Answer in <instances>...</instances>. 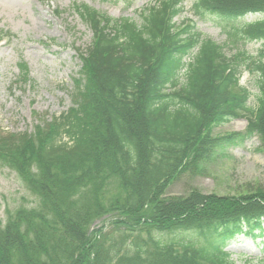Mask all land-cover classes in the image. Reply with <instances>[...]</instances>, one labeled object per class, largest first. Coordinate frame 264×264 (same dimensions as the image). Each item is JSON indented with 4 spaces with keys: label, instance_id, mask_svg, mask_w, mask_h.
<instances>
[{
    "label": "trees",
    "instance_id": "16d2710c",
    "mask_svg": "<svg viewBox=\"0 0 264 264\" xmlns=\"http://www.w3.org/2000/svg\"><path fill=\"white\" fill-rule=\"evenodd\" d=\"M183 1H158L140 23L74 5L92 41L76 49L73 105L29 135L0 132V162L35 197L0 220V264H237L229 243L245 229L264 235V192L168 194L224 144L258 136L264 146V18L229 36L233 45L261 41L259 58L228 55L192 26L177 28ZM194 9L264 14V0H195ZM244 69L256 75L255 106ZM240 118L246 133L213 135ZM106 216L117 236L92 230Z\"/></svg>",
    "mask_w": 264,
    "mask_h": 264
},
{
    "label": "rangeland",
    "instance_id": "374dc122",
    "mask_svg": "<svg viewBox=\"0 0 264 264\" xmlns=\"http://www.w3.org/2000/svg\"><path fill=\"white\" fill-rule=\"evenodd\" d=\"M160 0H0V32L9 40L0 43V132L11 135H29L53 117L60 116L73 105L75 83L79 78L81 62L76 49H86L92 33L73 9L85 4L113 18H131L141 22V14L148 6ZM184 10L176 18L178 29L193 26L200 33L226 47L228 55L247 51L259 58L262 42L245 40L233 45L229 36L233 27L241 28L260 15L225 16L195 8V0H184ZM185 58L192 61L193 56ZM28 71L26 82L17 81L19 72ZM183 70L179 79L184 82ZM256 75L247 70L241 84L256 105ZM246 119H234L213 129L215 137H228L246 132ZM7 163L0 162V220L7 210L34 206L35 197ZM219 197L249 200L264 192V146L259 137L226 143L206 164L202 173L182 174L169 188L170 195H187L191 189ZM113 217L98 220L92 230L104 228L103 236L118 233ZM246 232V231H245ZM248 232V231H247ZM102 238V236H100ZM227 250L237 264H260L264 261V236L250 234L234 238Z\"/></svg>",
    "mask_w": 264,
    "mask_h": 264
}]
</instances>
